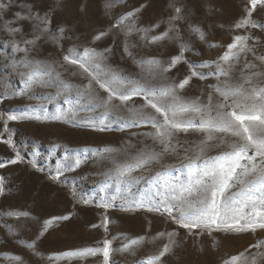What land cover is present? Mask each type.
Returning a JSON list of instances; mask_svg holds the SVG:
<instances>
[{"label": "rangeland", "instance_id": "rangeland-1", "mask_svg": "<svg viewBox=\"0 0 264 264\" xmlns=\"http://www.w3.org/2000/svg\"><path fill=\"white\" fill-rule=\"evenodd\" d=\"M18 2L31 3L32 0ZM47 3L55 9L50 25L53 33L59 35V28L66 31L56 42H40L39 49L30 54L13 50V40H19V36L12 37L5 27V21H15L13 13L22 10L14 6L5 14L4 20H0V132L5 133L4 139L10 136L13 141V146L0 142V161L12 159L16 151L23 157L21 163L0 168V177L4 178L5 187L4 193L0 195V264H21L17 257L22 258L23 264H103L102 254L83 257L54 254L86 247L102 248L105 240L111 242L114 250L110 264H141L149 256L157 255L163 245L170 244L172 239L177 241V246L164 258L163 264H224V260L242 252L244 257L239 264H245V257L248 264H251L253 256H256V264H264L259 255L264 249L249 247L258 240H264V230L216 232L212 236L206 233L200 236L189 235L187 229L180 228L167 216L148 211L146 207L134 206L136 201L144 200L145 204L148 203L145 199V192L149 188L146 180L155 174L154 171L136 173L138 180L122 187L120 191H117L113 181L108 180L109 187L104 192L99 191L112 167L111 161L105 159L103 150H122L129 140L137 148L151 144L150 139L141 138V143L129 134L151 129H122L117 116L127 118L129 115L122 109L109 118L107 130H93L86 121L98 122L103 110H94L86 104H82L81 110L68 122L52 119L60 107L55 99L48 98L50 93L54 96L55 90L25 89L21 75L29 71L23 66L26 55L28 58L62 63L65 49L74 45H99L100 48L112 45L115 55L111 62L134 77H142L145 73L135 61L127 57L121 59L120 48L126 38L128 42L139 45L136 49L139 53L137 59L140 56L156 57L170 62L171 56L178 54L180 46L186 43L192 49L185 51L187 60L211 64L227 50V45L235 35L253 37L249 44L256 47L259 54L264 52V27H260L264 25V0L251 13L250 20L257 27L249 24L241 29H236L234 25L249 11L250 0H47ZM141 5L146 6L134 19H126L119 28H111L126 13ZM173 5L182 8L180 18L174 22L179 31L176 34L170 33L171 38L166 37L154 44L147 43L144 37L150 40L152 35H159L168 29L169 17L175 15ZM129 23L139 30L129 33ZM21 24L27 31L26 22H15L12 26L19 27ZM157 24L158 28L153 27ZM101 30L109 31L111 35L102 41L90 43L91 37ZM21 47L24 45L21 44ZM248 59H253L251 54ZM58 70L64 73V79L81 83L79 76H72L70 72H64V69ZM197 70L207 73L210 68ZM189 71V65L182 62L165 75L178 81ZM216 83L215 77L206 80L193 78L182 95L200 96L202 92L212 91L207 86ZM134 99L136 103H142L139 97ZM32 108L38 109V112L33 113ZM25 111L28 115L23 119L7 120L8 114L19 116ZM35 115L41 118L36 119ZM45 115L49 118L45 119ZM179 138L184 140L185 135L181 134ZM187 138L199 140L201 135L193 133ZM129 151L135 152L136 149ZM66 154L79 156L81 165L73 171L65 172L58 181L53 180L51 176L55 165L62 162ZM216 154V151L208 153ZM31 161L37 162V168L32 167ZM164 163L178 167L180 161L172 155L166 157ZM154 167L160 168L159 165ZM39 168L44 171H39ZM176 175L183 178L181 173ZM101 198L109 202V206H104ZM84 200L88 203H84ZM21 212L29 215H19ZM61 215H70L71 219L52 220L47 232L36 242V250L28 247L36 240L45 220ZM173 230L178 233L175 237L158 236L160 232ZM199 231L193 230L194 233ZM138 237L144 239L137 244H130Z\"/></svg>", "mask_w": 264, "mask_h": 264}, {"label": "snow or ice", "instance_id": "snow-or-ice-1", "mask_svg": "<svg viewBox=\"0 0 264 264\" xmlns=\"http://www.w3.org/2000/svg\"><path fill=\"white\" fill-rule=\"evenodd\" d=\"M260 2L261 0H250L249 11L234 25L236 29L246 28L249 24L257 27L250 17ZM14 6L22 11L13 13L15 21H5L9 35L14 38L19 36V40H13L14 51L30 54L39 49L40 42H56L66 31L59 28V35L53 33L50 25L55 9L47 0H32L31 3L0 0V20H4L5 14ZM145 6L141 5L140 8L126 13L125 17L111 25V28H119L126 19H134ZM174 12L175 15L169 17L168 29L159 35H152L150 40L144 37L147 43L154 44L166 37L171 38L170 33L176 34L179 31L174 22L180 18L182 8L174 7ZM15 22H26L28 30L25 31L22 24L19 27L12 26ZM153 27L158 28L159 25ZM127 30L131 33L139 29L129 23ZM109 35V31L101 30L91 37L90 43L102 41ZM250 39L254 38L235 35L233 41L227 45V50L209 64L187 60L185 51L192 49L186 43L180 46L178 54L171 56L170 62L161 61L156 57L140 56L137 59L139 53L136 49L139 45L128 42L126 38L120 48L121 59L127 57L136 62L145 73L139 78L126 73L111 62L115 55L112 45L103 48L99 45H74L65 49L62 63L28 58L26 55L23 66L29 71L21 75L25 89L55 90L54 96L50 93L48 98L55 99L60 107L52 119H64L68 122L81 110V105L86 104L94 110H103L98 122L86 121L93 130H107L109 118L120 113L122 109L129 114L127 118L117 116L122 129H151L129 133L141 143V138L150 139L151 144L137 148L129 140L125 142L122 150H103L105 159L111 161L112 167L108 170L107 179L99 191L104 192L105 188L109 187L108 180L113 181L117 191H120L122 187L138 180L136 173L154 171L155 174L146 180L149 188L145 192V199L148 203L145 204L144 200L136 201L134 206L146 207L148 211L167 216L180 228L187 229L189 235L255 232L258 229L264 230V52L257 54L256 47L249 44ZM21 44L24 47H21ZM249 54L253 59H248ZM182 62L189 65V74L178 81L165 75ZM58 68L70 72L72 76H79L81 83L64 79V73ZM200 68H210V71H198ZM210 77L217 80L216 84L207 86L212 91L202 92L196 97L182 95L191 85L193 78L206 80ZM136 97H139L142 103H136ZM32 112L36 113L38 109L32 108ZM26 115L27 111L19 116L8 114L7 120L16 121ZM35 118L41 117L35 115ZM44 118L49 117L45 115ZM4 128L5 131L8 130L7 124ZM193 133H199L201 138L188 139ZM181 134L185 135L184 140L179 138ZM4 135V132H0V142L13 146L11 137L4 139ZM132 148L136 151L130 152L129 149ZM211 151H216L217 154L208 155ZM172 155L180 161L178 167L164 163L165 158ZM21 162L23 157L16 151L12 159L0 161V168ZM30 163L33 168H37L36 161ZM80 165L79 156L66 154L62 162L56 163L51 178L58 181L65 172L73 171ZM156 165L160 168L155 169ZM38 170L44 171L43 168ZM176 173H181L183 178ZM3 180L4 178L0 177V195L5 191ZM101 199L104 206H109V202ZM83 202L88 203L87 200ZM19 215L29 214L21 212ZM69 219L70 215H61L45 220L36 240L28 247L36 250V242L47 232L52 220ZM194 229L201 231L194 233ZM165 235L171 238L178 233L175 230L158 233L161 237ZM143 239L144 237H138L130 244H137ZM170 244L165 243L157 255L149 256L147 261H141V264H163L164 258L177 246V241L172 239ZM249 247L264 249V240H258ZM113 251L111 242L105 240L102 248L86 247L54 255L83 257L102 254L103 264H110ZM259 255L260 259L264 260V251ZM242 257L243 252L233 255L224 260V264H239ZM17 260L23 264L21 257H17ZM245 264H248L247 257ZM251 264H256V256L252 257Z\"/></svg>", "mask_w": 264, "mask_h": 264}]
</instances>
